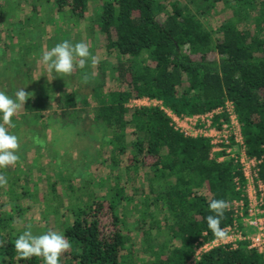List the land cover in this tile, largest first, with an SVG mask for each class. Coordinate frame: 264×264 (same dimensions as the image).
Wrapping results in <instances>:
<instances>
[{
	"label": "trees",
	"instance_id": "obj_1",
	"mask_svg": "<svg viewBox=\"0 0 264 264\" xmlns=\"http://www.w3.org/2000/svg\"><path fill=\"white\" fill-rule=\"evenodd\" d=\"M7 1L16 11L26 3L30 13L21 21L6 22L12 45L9 61L0 66V91L13 99L20 88L32 94L20 115L25 123L37 122L48 111L63 127L69 125L66 115H72L69 123L73 127L90 119L89 127L97 135H89L83 126L87 131L81 128L76 140L79 153H87L93 147L88 144L97 142L95 155L107 161L111 171L119 174L122 169L125 174V180L114 174L105 183L103 197L97 199L86 188L83 170H78L77 189L73 186L77 171L60 173L59 182L71 193L67 206L57 194V182L47 179L50 198L42 197L47 203L44 220L53 216L56 221L61 210L69 216L61 233L71 248L62 254L60 264H186L203 234L205 240L214 239L205 219L211 214L208 204L212 199L229 204L221 227L233 223L230 207L243 198L242 176L230 161L210 157L207 139L176 132L159 107L127 106L132 99L148 97L176 115H196L229 101L248 156L264 157V0H188L184 4L173 0ZM216 4L224 8L218 34L203 21ZM89 6L94 8L92 14ZM41 14L54 32L53 46L68 40L62 31L64 23L86 22L106 55L115 58L109 71L115 86L108 88L105 97L99 91L94 108H89L85 95L72 88L66 76L52 79L53 73L51 81L42 75L33 77V65L41 55L39 39L21 46L14 41L20 34L25 38L31 26L37 31L42 26ZM104 65H97L101 77L93 75L88 65L80 73L95 76L90 84L102 89ZM50 117L46 118L48 125ZM16 120L13 116L18 127L21 121ZM128 128L133 142L126 141ZM85 137L86 144H82ZM144 167L150 171V180L142 193L144 187H135V183ZM61 170L57 167V173ZM258 175L264 186V159ZM235 179L240 180V189ZM16 183L12 181L3 191L11 196L9 207L0 200V264H43L39 257L17 259L14 241L28 227H16L22 211L14 200L31 196ZM18 190H22L20 196ZM247 246L242 241L235 249L213 248L194 264H264V252Z\"/></svg>",
	"mask_w": 264,
	"mask_h": 264
},
{
	"label": "rangeland",
	"instance_id": "obj_2",
	"mask_svg": "<svg viewBox=\"0 0 264 264\" xmlns=\"http://www.w3.org/2000/svg\"><path fill=\"white\" fill-rule=\"evenodd\" d=\"M174 2H179L181 4L187 3L188 0H173ZM98 6V1L94 3V8L96 9ZM92 6H89V14H92L93 9ZM2 9V10H1ZM222 4H216L209 14V16H204L203 21L204 24L213 30L215 34H218V26L220 24L219 15L220 12L223 11ZM2 12V16L0 17V66L1 63L5 64L9 61L10 58V49H11V41L8 39L9 29L6 25V22L9 20L16 19L21 21L27 14L30 13V7L24 2L20 4L18 10L11 9L7 0H0V13ZM41 13V12H40ZM42 16V26H39V29L36 31L33 26L28 29V34L25 38L20 34L19 37H16L14 41L17 46H21V44L29 43L30 40L39 39V48H40V58L38 57L36 63L33 65V77L36 79L38 76L42 75L47 78V80L51 81V75H49L46 71V66L43 65L41 61V56L43 51L50 50L53 47V42H55L54 32L52 31V27L44 20L43 14ZM3 18V19H2ZM163 19L164 17H159ZM2 20H5L3 22ZM86 22H75L72 20L71 22L64 23L62 26V31L65 35H68V40L72 42L83 41L88 44L90 52L93 56L99 58L100 62H105L106 69L104 75V87L99 89L98 87H94L96 84H90V80L87 83L82 82V76L84 74L80 73L81 70L78 67L73 71L71 75L66 76L70 83L73 84L74 89L80 90L85 95V100L89 104V108H94L96 106V101L99 95L105 97L107 94L108 88H112L115 86L112 79H110L109 71L115 64V58L113 56H107L101 41L98 40L97 36L91 34L87 30ZM66 31V32H65ZM218 36V35H217ZM89 70L93 73V75L100 76L98 71V64L93 66L91 64V60L88 62ZM88 70V69H85ZM78 71V72H77ZM72 76V78H71ZM65 77V76H63ZM90 78L95 76H89ZM3 81V80H2ZM56 92V91H55ZM57 96V92L54 93ZM7 95V94H6ZM53 107H55V102L53 103ZM23 107L20 108L17 113L14 115L17 120H20V115L24 114ZM51 112L48 111L45 113V117H41L37 120V122L33 123V121H21L20 126L16 127V123L12 122L14 127H7V131L9 134L15 135L18 137L19 148L17 151L18 161L15 165L8 166L7 168L0 169V174L6 176L7 184L1 187L2 195H0V200L4 203L5 207H9L10 200L8 197L10 195H5L3 192L8 188L12 181L17 182L16 187H23L26 192L31 196V198L18 197L15 199L17 207L20 209L21 217H16V227L21 228L24 225L26 227L31 226V231L34 235L43 234L45 231L53 230V231H62V224L68 221L69 216L67 210H61L59 218L55 221L53 216H49L47 221L44 220V205L47 204L44 201V198L49 200L50 193L47 188V179L55 180L57 182V194H59L64 202L65 206L70 203L71 193L67 186H62L59 182V174L69 172L67 170L73 169V171H77V178L74 181L73 186L75 189L80 187L79 178H78V170H83L84 177L87 178V186L89 190L94 191L95 198L99 199L103 197L104 194V186L105 183L115 175H117L114 171H111L107 161L102 159V157H98L94 153V149L99 145L97 142H90L88 145L93 144L91 149H86L87 153H79L80 148L77 146V134L78 131L82 128L83 131H87L89 135H97L95 130L89 127V120L84 124L79 123L77 127H73L70 125V120L72 115H66V122L69 124L65 127L62 126L60 121L54 120L51 116ZM89 116H91L89 114ZM2 117V116H0ZM52 119L51 122H46V118ZM90 118V117H89ZM16 120V121H17ZM2 122V119H0ZM18 122V121H17ZM83 126H85L84 130ZM87 137L82 139V144H86ZM79 140V139H78ZM134 136L131 134L130 129L126 130V141L133 142ZM80 141V140H79ZM79 143V142H78ZM85 145H82L84 147ZM93 149V150H92ZM105 150V148H104ZM106 154V153H105ZM22 155V156H21ZM21 156V157H20ZM106 156V155H105ZM121 166V165H120ZM57 167H61L62 170L57 173ZM76 177V176H75ZM118 178L121 180H125V174L122 169H120V173L118 174ZM150 171L147 167L139 169V177L136 180L135 187H144L142 189V193L147 188V183L150 180ZM55 182V183H56ZM140 184V186H138ZM127 188L129 184H126ZM22 190H18L17 194L19 195ZM135 192V191H134ZM75 196L79 195V192H75ZM139 194V193H138ZM20 196V195H19ZM44 197V198H42ZM13 201V199H11ZM12 203V202H11ZM28 203V205H27ZM45 203V204H44ZM50 203V201H48ZM50 205V204H49ZM51 206V205H50ZM130 218H135L133 214L129 213ZM246 232L248 234H252L251 228H246ZM139 245V243H138ZM140 246V245H139ZM139 255L142 256L141 248L139 249Z\"/></svg>",
	"mask_w": 264,
	"mask_h": 264
},
{
	"label": "built area",
	"instance_id": "obj_3",
	"mask_svg": "<svg viewBox=\"0 0 264 264\" xmlns=\"http://www.w3.org/2000/svg\"><path fill=\"white\" fill-rule=\"evenodd\" d=\"M155 106L165 113L176 132L184 137L207 139L211 146L210 157L217 162L230 161L243 179V198L233 201L230 207L233 223L223 228L229 234V239L205 240L203 234L186 264H194L203 253L216 247L235 249L237 243L242 241L248 243L247 248L264 252V186L258 175L264 157L248 156L233 104L227 101L220 107L196 115H176L164 108L161 102L148 97L132 99L127 107ZM235 182L237 189H240V180L235 179ZM246 228H251L252 234H248Z\"/></svg>",
	"mask_w": 264,
	"mask_h": 264
},
{
	"label": "clouds",
	"instance_id": "obj_4",
	"mask_svg": "<svg viewBox=\"0 0 264 264\" xmlns=\"http://www.w3.org/2000/svg\"><path fill=\"white\" fill-rule=\"evenodd\" d=\"M91 60L93 66L99 63V58L93 56L89 46L83 41L73 43L64 40L55 44L50 50L43 51L41 63L46 66L49 75L55 73L56 77L68 76L78 67L84 69ZM51 79V80H52ZM90 77L88 74L82 76V82L87 83ZM20 88L15 94V99L0 91V169L15 165L18 161L16 154L19 148L18 137L9 134L7 127H14L12 117L17 111L24 107L25 102L31 97ZM6 176L0 174V187L7 184ZM208 208L210 213L205 219L208 230L217 241H226L229 234L221 227L225 210L229 208L227 201L223 199H212ZM71 248V243L66 236L59 232L49 230L43 234L34 235L31 226L25 230L14 241V249L18 260H30L33 257L41 258L43 264H60L62 254Z\"/></svg>",
	"mask_w": 264,
	"mask_h": 264
},
{
	"label": "crops",
	"instance_id": "obj_5",
	"mask_svg": "<svg viewBox=\"0 0 264 264\" xmlns=\"http://www.w3.org/2000/svg\"><path fill=\"white\" fill-rule=\"evenodd\" d=\"M105 68H106V66H105Z\"/></svg>",
	"mask_w": 264,
	"mask_h": 264
}]
</instances>
